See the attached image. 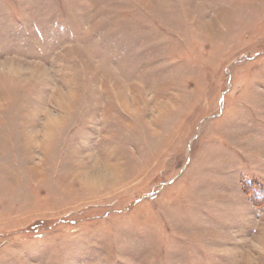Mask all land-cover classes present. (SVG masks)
<instances>
[{"label": "rangeland", "instance_id": "obj_1", "mask_svg": "<svg viewBox=\"0 0 264 264\" xmlns=\"http://www.w3.org/2000/svg\"><path fill=\"white\" fill-rule=\"evenodd\" d=\"M0 264H264V0H0Z\"/></svg>", "mask_w": 264, "mask_h": 264}, {"label": "bare ground", "instance_id": "obj_2", "mask_svg": "<svg viewBox=\"0 0 264 264\" xmlns=\"http://www.w3.org/2000/svg\"><path fill=\"white\" fill-rule=\"evenodd\" d=\"M89 179V178H88ZM90 180H91V178H90ZM89 181V180H88ZM98 182H100L99 180H97ZM90 182V181H89ZM89 182H87L88 184H89ZM86 183V182H85Z\"/></svg>", "mask_w": 264, "mask_h": 264}]
</instances>
